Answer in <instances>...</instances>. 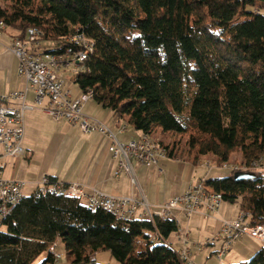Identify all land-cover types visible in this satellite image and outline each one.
Returning a JSON list of instances; mask_svg holds the SVG:
<instances>
[{
	"label": "trees",
	"instance_id": "16d2710c",
	"mask_svg": "<svg viewBox=\"0 0 264 264\" xmlns=\"http://www.w3.org/2000/svg\"><path fill=\"white\" fill-rule=\"evenodd\" d=\"M2 23L20 39L35 29L57 55L80 49L69 37H90L79 90L141 136L179 137L157 141L168 157L196 165L211 154L220 164L240 152L247 168L261 164L264 0H0ZM250 172L206 181L251 224L264 223V170ZM0 225V264H55L57 239L70 264H98L102 250L120 264H186L166 243L180 229L174 217L128 220L65 194L25 195ZM239 264H264V245Z\"/></svg>",
	"mask_w": 264,
	"mask_h": 264
},
{
	"label": "built area",
	"instance_id": "2783aa9c",
	"mask_svg": "<svg viewBox=\"0 0 264 264\" xmlns=\"http://www.w3.org/2000/svg\"><path fill=\"white\" fill-rule=\"evenodd\" d=\"M3 33L0 30V36ZM89 39L91 38L82 32L69 37L67 40L80 46V49L66 55H44L41 41L31 37L29 33L25 39L14 37L8 46V50L18 58V72L24 77L26 85L22 90L0 96V222L25 196L23 190L28 184L24 180L4 177L2 166L4 158L30 155V151L23 145L27 110L41 108L56 120L65 119L73 125H78L85 134L95 131L105 134L110 141L109 150L118 159L116 176L126 173L133 183H137L133 160L150 168L159 166L161 157L152 147L146 143L138 144L137 139L122 141L103 121L91 117L84 111L86 103L92 100L90 90L74 98L70 90L65 88L64 71L70 66L80 70L81 60H87L90 55ZM29 91H34V103L27 102ZM120 131H126L124 125H121ZM258 160H261L259 169L264 170V157L261 156ZM250 162L247 163L250 165ZM159 171L164 170L160 167ZM232 171L239 172L238 167H233ZM49 192L82 198L90 207L108 210L128 220L140 218L152 221L155 216L173 217L174 210H182L188 216L201 213L207 217L211 213L219 212L224 202L217 200V193L221 192L216 191L206 180L189 184L182 194L157 208H153L146 198L110 194L94 187H86L79 182L52 181L49 176H43L37 181L36 188L31 194L46 195ZM174 218L176 219L175 216ZM243 236L264 242V223L251 224L248 214L240 210L234 219H224L221 222L217 237H223L225 240L223 249L218 253L222 263V257L229 250L232 242ZM154 239H158V236L155 235ZM182 241L185 244L182 252L186 264H193L191 250L187 246L188 232L183 234ZM58 244L59 239L48 249L57 256V260L60 258L57 253Z\"/></svg>",
	"mask_w": 264,
	"mask_h": 264
},
{
	"label": "crops",
	"instance_id": "0c3cea01",
	"mask_svg": "<svg viewBox=\"0 0 264 264\" xmlns=\"http://www.w3.org/2000/svg\"><path fill=\"white\" fill-rule=\"evenodd\" d=\"M13 38L14 31L11 29L5 30L0 36V96L22 90L26 85L24 77L18 72V58L8 50ZM81 93L80 91L74 95L71 92V95L77 98ZM34 96V91H29L27 102L34 103ZM84 111L103 121L122 141L139 139L141 136V132L133 130L126 129L121 132L122 121H118L110 109L104 108L93 99L86 103ZM109 143L108 137L103 133L95 131L85 134L78 125H73L65 119L56 120L41 108L30 109L25 113L23 141L30 155L22 158H4L3 175L8 179L27 181L28 185L33 184L35 188L36 182L43 176L52 177L58 182H79L86 187H94L110 194L144 197L153 208L168 203L175 196L182 194L189 184L194 183L189 182L180 193L169 194L152 183L150 171L143 172L137 160L132 161L137 183H133L126 173L116 176L118 159L109 150ZM9 159H13V172L7 177L5 169L10 164ZM159 167L150 170L153 174L160 173ZM136 170L142 171L139 172L140 178ZM239 211L240 208L237 214Z\"/></svg>",
	"mask_w": 264,
	"mask_h": 264
},
{
	"label": "rangeland",
	"instance_id": "374dc122",
	"mask_svg": "<svg viewBox=\"0 0 264 264\" xmlns=\"http://www.w3.org/2000/svg\"><path fill=\"white\" fill-rule=\"evenodd\" d=\"M76 70L79 69L75 66H70L64 71V86L70 89L74 95L80 92L78 85L74 82ZM123 124H126L127 129L130 131H137L128 120L123 121L122 125ZM152 138L154 139L150 138V141L155 145H159L157 141L160 139H164L165 143H172L173 140L178 139L179 137L170 134L164 135L159 130L152 135ZM159 147L165 149L164 146L159 145ZM165 153V157H162L159 162V165H161V168L164 170L163 172L159 171L160 173L156 172L153 174L150 169L156 167L150 168L142 164L139 165H141L143 172L150 171L153 184L158 185L163 191L166 190L169 194L180 193L189 182L197 183L202 180L227 176L230 174L233 167H238V170L242 172L261 168V165L254 166L252 169L247 168L244 165L245 163L241 160L240 152H235L229 161L220 164L216 163L211 154L204 155L196 165H193L189 161H181L168 157L166 149ZM8 161H10V164L7 165L5 169V176L7 177L13 172V165H11L13 159H9ZM134 161L136 160H133V162ZM136 172L140 178L139 172L142 171L136 170ZM153 184L149 185L153 186ZM34 188L35 186L33 184H27L23 192L26 196L31 195ZM238 208V203L224 201L219 212L211 213V215L207 217L201 213H195L188 216L182 210H174L173 215L176 217L180 229L178 232L171 234L166 239V243L180 251L185 246L182 241V236L185 232H188L189 243L187 246L191 250V261H193V264H239L242 261H247L264 245V242L249 236H243L232 242L229 250L222 257L223 263L218 258V253L223 249L225 242L223 237H217L221 227L219 220L234 219ZM0 228L4 229V226L0 225ZM208 240H210V242H207ZM57 253H59L60 258L55 264H70L66 256V246L60 240L57 247ZM42 258L43 256L38 258L33 264H38ZM96 261L98 264H120V262L116 260L108 250L99 251L96 255Z\"/></svg>",
	"mask_w": 264,
	"mask_h": 264
},
{
	"label": "bare ground",
	"instance_id": "6f19581e",
	"mask_svg": "<svg viewBox=\"0 0 264 264\" xmlns=\"http://www.w3.org/2000/svg\"><path fill=\"white\" fill-rule=\"evenodd\" d=\"M0 30L3 31V32L5 31V25H3V23L0 25ZM29 32H30V36L31 37L36 38L35 37V33L37 31L35 29H31ZM92 50H93V44L91 42H89V53ZM44 55H46V56H53V55H57V54H52V53L46 52L44 50ZM83 61H85V60H81V63H83ZM90 95H91V99H93L92 91H90ZM123 125L125 126V130H126L127 129V125L126 124H123ZM150 140H151L150 137H148L147 135H143L139 139H137V143L138 144H145L146 143L148 146L152 147V149L155 152H157L160 155L161 158L162 157H165V155H166L165 151L163 149H161L159 147V145L153 144L152 141H150ZM259 165H261V164L254 163V166H259ZM217 200H223V196L221 194H219V193H217ZM180 255H181V258L185 259L182 250H181Z\"/></svg>",
	"mask_w": 264,
	"mask_h": 264
},
{
	"label": "water",
	"instance_id": "95a60500",
	"mask_svg": "<svg viewBox=\"0 0 264 264\" xmlns=\"http://www.w3.org/2000/svg\"><path fill=\"white\" fill-rule=\"evenodd\" d=\"M250 175H252V172H250V171H247V172H237L236 173V177H244V176H250Z\"/></svg>",
	"mask_w": 264,
	"mask_h": 264
}]
</instances>
